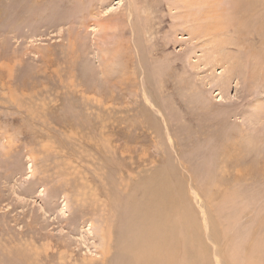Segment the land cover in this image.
I'll use <instances>...</instances> for the list:
<instances>
[{"label": "rangeland", "instance_id": "374dc122", "mask_svg": "<svg viewBox=\"0 0 264 264\" xmlns=\"http://www.w3.org/2000/svg\"><path fill=\"white\" fill-rule=\"evenodd\" d=\"M263 242L264 0H0V264Z\"/></svg>", "mask_w": 264, "mask_h": 264}, {"label": "bare ground", "instance_id": "6f19581e", "mask_svg": "<svg viewBox=\"0 0 264 264\" xmlns=\"http://www.w3.org/2000/svg\"><path fill=\"white\" fill-rule=\"evenodd\" d=\"M247 2V1H246ZM261 2V1H260ZM263 2V1H262ZM258 5V4H257ZM244 7L246 8V5H244ZM205 14V13H204ZM215 17V16H214ZM222 19V18H221ZM225 19H227V18H225ZM215 21H216V19H215ZM243 22H239V24L240 25H244L245 24V21L244 20H242ZM220 22H221V20H220ZM261 24L263 25V20L261 21ZM208 26H210V25H208ZM103 233H104V236H106V233H105V230L103 231ZM264 243V242H263ZM262 243V244H263ZM261 244V243H260ZM262 246H264V245H262ZM172 247V246H171ZM259 249V248H258ZM264 249V248H263ZM262 249V250H263ZM252 250V249H251ZM250 250V251H251ZM260 252V251H259ZM173 253H174V250H172L171 248H170V251L167 249V248H162V246H161V249H160V251H158V254L159 255H161L162 257H163V259L160 261V262H158L157 260H153V259H155V257H156V255L157 254H155V251L150 247L148 250H144L143 252H141L140 254H138V257H143V258H145L146 259V264H166V261L168 260V259H173L170 255H173ZM249 254H251V253H249ZM262 254H263V252H262ZM249 256H251V255H249ZM254 256H256V255H254ZM247 257H248V254H247ZM246 257V258H247ZM152 258V259H151ZM258 258V257H257ZM141 259V258H140ZM255 259V258H254ZM256 260V259H255ZM258 260V259H257ZM248 261V260H247ZM255 262H257V261H255ZM255 262H253V260H252V264H256ZM136 264H138V263H136ZM246 264V263H245ZM257 264H259L258 262H257Z\"/></svg>", "mask_w": 264, "mask_h": 264}]
</instances>
